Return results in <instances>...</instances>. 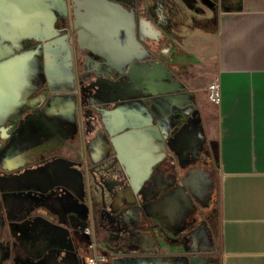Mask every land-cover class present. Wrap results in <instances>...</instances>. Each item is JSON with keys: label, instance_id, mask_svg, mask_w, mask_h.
<instances>
[{"label": "crops", "instance_id": "1", "mask_svg": "<svg viewBox=\"0 0 264 264\" xmlns=\"http://www.w3.org/2000/svg\"><path fill=\"white\" fill-rule=\"evenodd\" d=\"M75 3L72 14L65 0H0V57L8 58L0 61V200L17 189L43 191L49 177H80L64 157L80 112L79 77L76 68V85L58 87L74 74L65 68L70 47L55 22L80 23V41L101 55L102 73L126 71L143 53L136 39L158 36L138 6ZM204 3L208 21H217L208 35L220 94L213 114L204 105L199 110L194 91L167 79L160 65L148 83L133 78L124 91L100 98L129 96L145 85L152 94L147 117L122 102L128 115L117 137L130 189L151 200L147 210L159 219L152 264H264V0ZM30 42L35 60L21 56L33 52ZM41 86L46 91L35 94ZM90 146L92 157L102 158L96 143ZM166 156L173 164L158 167ZM214 196L217 240L208 214ZM14 206L3 212L32 210L29 201Z\"/></svg>", "mask_w": 264, "mask_h": 264}, {"label": "rangeland", "instance_id": "2", "mask_svg": "<svg viewBox=\"0 0 264 264\" xmlns=\"http://www.w3.org/2000/svg\"><path fill=\"white\" fill-rule=\"evenodd\" d=\"M65 1H70L73 14L75 0ZM111 1L130 9L138 6L139 13L158 29V36L136 39L143 53L126 71L102 73L96 69L101 55L80 41V23L55 22L70 47L65 68L74 74L67 86L61 83L58 87L68 88L73 82L76 85V68L79 77L75 97L80 112L75 115V134L65 143L64 157L80 177H49V188L43 191L17 189L0 200V264H152L150 246L159 219L147 210L151 200L130 189L117 145L128 115L122 102L147 117L152 94L145 85L129 96H100L124 91L134 84L133 78L148 83L154 67L160 65L167 79L182 82L194 91L199 110L204 105L202 109L213 114L216 104L210 100L209 85L216 75L215 61L208 56L212 50L208 35L215 32L217 21H208L204 0ZM139 23L135 21L137 30ZM29 44L33 52L21 56L35 60L37 45ZM6 60L0 57V61ZM45 91L41 86L35 94ZM92 142L97 145L95 152L104 154L102 158L92 157ZM171 161L166 156L158 167L171 165ZM149 183L146 181V185ZM28 201L32 210L26 215L3 212L10 202L18 209ZM208 214L217 240L216 196Z\"/></svg>", "mask_w": 264, "mask_h": 264}, {"label": "built area", "instance_id": "3", "mask_svg": "<svg viewBox=\"0 0 264 264\" xmlns=\"http://www.w3.org/2000/svg\"><path fill=\"white\" fill-rule=\"evenodd\" d=\"M209 97L210 100L217 104L220 101V94H219V84L217 80H213L209 85Z\"/></svg>", "mask_w": 264, "mask_h": 264}, {"label": "flooded vegetation", "instance_id": "4", "mask_svg": "<svg viewBox=\"0 0 264 264\" xmlns=\"http://www.w3.org/2000/svg\"><path fill=\"white\" fill-rule=\"evenodd\" d=\"M131 1V0H130Z\"/></svg>", "mask_w": 264, "mask_h": 264}]
</instances>
